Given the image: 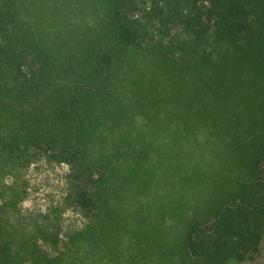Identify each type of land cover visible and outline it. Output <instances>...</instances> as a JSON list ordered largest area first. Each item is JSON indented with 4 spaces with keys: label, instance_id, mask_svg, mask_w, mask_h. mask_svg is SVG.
Segmentation results:
<instances>
[{
    "label": "trees",
    "instance_id": "1",
    "mask_svg": "<svg viewBox=\"0 0 264 264\" xmlns=\"http://www.w3.org/2000/svg\"><path fill=\"white\" fill-rule=\"evenodd\" d=\"M16 1L0 0V220L24 193L6 178L44 161L66 165L63 203L83 221L61 245L52 228L17 240L5 225L0 264H87L93 244L120 234L144 256L136 264L254 261L264 242V0H180L168 14L193 34L189 50L140 32L125 0H110L72 43L37 34ZM201 129L227 150L210 174L186 145ZM149 192L154 217L141 210Z\"/></svg>",
    "mask_w": 264,
    "mask_h": 264
},
{
    "label": "rangeland",
    "instance_id": "2",
    "mask_svg": "<svg viewBox=\"0 0 264 264\" xmlns=\"http://www.w3.org/2000/svg\"><path fill=\"white\" fill-rule=\"evenodd\" d=\"M17 18L38 32L48 36H60L63 42L72 43L69 38L85 33V24L89 21H99L108 15L110 0H17ZM128 7L125 17L131 20L140 32L149 30L150 34L160 40H173L181 44L182 49L189 48L196 43L193 34L181 30L179 22L169 18L168 12L172 8L183 6L180 0H125ZM182 40L184 42H182ZM62 42V43H63ZM176 44V43H175ZM206 49L204 41H200ZM208 47V46H207ZM187 149L191 158L199 164H205L208 172L214 171L218 164L224 163L227 150L214 136L206 134L201 129L193 134L187 142ZM65 164L39 161L23 171L19 177L8 176L6 181L13 185L24 187L23 195L17 200L14 208L1 213L0 228L10 224L15 239L27 236L37 227L52 228L59 234L61 245L63 238L71 228L81 225L83 217L74 208L63 203L65 190ZM149 192L140 199L143 215L155 216V209L159 205V198ZM5 197L0 196L2 205ZM127 197V196H126ZM121 199L122 214L131 219L135 206L130 200ZM151 206V207H150ZM130 227L129 225H125ZM42 246L49 244L46 239L38 241ZM144 257L131 245L128 236L120 234L118 237L110 235L104 243L93 244L92 258H84L87 264H128L125 259L134 258L130 264L142 263ZM142 258V259H139ZM249 264H264V242L254 261Z\"/></svg>",
    "mask_w": 264,
    "mask_h": 264
}]
</instances>
